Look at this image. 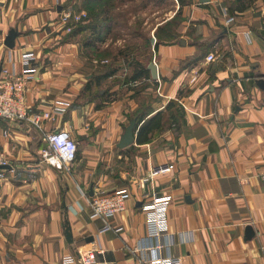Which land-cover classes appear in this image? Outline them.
Here are the masks:
<instances>
[{"label":"crops","instance_id":"1","mask_svg":"<svg viewBox=\"0 0 264 264\" xmlns=\"http://www.w3.org/2000/svg\"><path fill=\"white\" fill-rule=\"evenodd\" d=\"M163 3L169 9L153 26L148 56L129 52L125 82L98 55L103 44L95 53L85 43L89 30L70 34L59 24L67 7L77 11L74 0H0V66L20 73L21 53L33 50L28 106L43 112L69 103L42 128L0 118V149L12 166L0 168V264H81L80 247H95L99 264H132L133 249L153 244L141 209L145 192L173 196L166 256L184 264H264V86L257 83L264 77V0ZM84 5L78 11L88 13ZM12 28L18 36L9 48ZM210 52L219 59L206 60ZM157 114L161 125L139 134ZM131 124L134 140L121 146ZM56 129L79 143L71 172L41 160L44 131ZM163 165L168 171L153 173ZM123 187L126 210L92 216L90 196ZM69 255L74 260L65 262Z\"/></svg>","mask_w":264,"mask_h":264},{"label":"built area","instance_id":"2","mask_svg":"<svg viewBox=\"0 0 264 264\" xmlns=\"http://www.w3.org/2000/svg\"><path fill=\"white\" fill-rule=\"evenodd\" d=\"M88 17L84 10L75 11L67 7L60 14L58 19L67 32H72L76 25ZM234 18L229 17L228 22ZM250 39V31L246 32ZM36 59L33 50H26L21 53L20 62L22 71L16 72L10 65L4 64L0 73V118L7 121H27L32 125L42 128L44 121H55L58 116L66 113L69 103L65 100H58L50 109L43 112L34 111L26 102V90L30 81L34 78L36 68L32 62ZM219 56L215 53H208L206 60L216 61ZM44 145L40 149L41 160L59 170L71 172L78 158L79 143L71 134L63 129L44 131ZM11 165L8 154L0 149V166ZM169 167L163 165L155 168L154 174L168 171ZM264 180V171L261 172ZM130 197L128 188H120L108 195H94L89 197V205L92 216L106 219L109 216L122 212L127 208V201ZM173 201L171 194H155L145 192L142 195L141 209L146 217V226L149 236L153 239L150 247L138 245L133 249L134 262L132 264H184L182 258L168 257L165 254V237L168 235V212ZM108 223V222H106ZM107 226L103 229H109ZM78 255L81 264H99L96 258L95 247H80ZM74 256L64 257L65 262H72Z\"/></svg>","mask_w":264,"mask_h":264},{"label":"rangeland","instance_id":"3","mask_svg":"<svg viewBox=\"0 0 264 264\" xmlns=\"http://www.w3.org/2000/svg\"><path fill=\"white\" fill-rule=\"evenodd\" d=\"M74 1L77 11L80 5L85 4L84 0ZM163 1L166 0H110L108 17L112 21L111 31L107 40L99 45L103 44L102 53H109L103 58H108V65L119 71L121 76L129 74V52L136 51L146 60L153 26L169 9Z\"/></svg>","mask_w":264,"mask_h":264},{"label":"trees","instance_id":"4","mask_svg":"<svg viewBox=\"0 0 264 264\" xmlns=\"http://www.w3.org/2000/svg\"><path fill=\"white\" fill-rule=\"evenodd\" d=\"M188 1L189 0H179L181 5H184ZM84 2L88 10V17L86 19H89V21L84 24L82 23L84 20H86L84 19L75 27V29L72 32H70V34L76 33L78 29L82 31L89 30L92 36L91 38L87 37L85 43L91 46L92 50L96 51L95 53H97L98 51L97 44L106 41L111 31L112 21L108 17V12L110 11V7H109L110 0H84ZM98 55L104 57L109 55V53L100 52V54ZM123 80L125 82H129V75L126 74V76L123 77ZM161 123H162V115L157 114L152 118L146 120L142 124V126L139 129V134L142 132L148 134L152 129L159 127ZM146 138L147 137H145V139ZM138 140L140 141L142 140V138L139 136Z\"/></svg>","mask_w":264,"mask_h":264},{"label":"water","instance_id":"5","mask_svg":"<svg viewBox=\"0 0 264 264\" xmlns=\"http://www.w3.org/2000/svg\"><path fill=\"white\" fill-rule=\"evenodd\" d=\"M200 1L201 2H208L210 0H200ZM17 36H18V31L15 28H12L9 31V33H8V35H7V37H6L5 41H4L5 45L7 47H9V48H14V46H15V39H16ZM154 40H155L154 37H151V41L154 42ZM149 68L151 70L152 77L154 79H157L158 78L157 65L154 62H151L149 64ZM1 70H2V66H0V73H1ZM257 83L260 86H264V77L261 76V78H259L257 80ZM133 127H134L133 124L127 126V128L125 130V134L122 137V141H121V144H120L121 146H127V145H129V144H131L133 142V140H134ZM11 167L12 166L9 165V164L8 165H2V166H0V168H8V169H11ZM91 195H93V190L91 191ZM65 223H66L65 228H66V236H67V239L70 242H73L70 222L68 220H66ZM249 233H251V232H249ZM93 240H94L93 237L87 238L86 242H91Z\"/></svg>","mask_w":264,"mask_h":264}]
</instances>
